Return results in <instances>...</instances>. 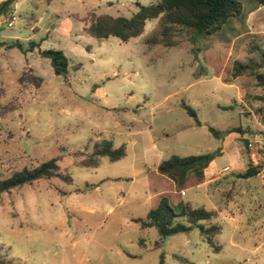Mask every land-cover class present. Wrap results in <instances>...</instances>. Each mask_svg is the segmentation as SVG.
<instances>
[{
    "label": "rangeland",
    "instance_id": "1",
    "mask_svg": "<svg viewBox=\"0 0 264 264\" xmlns=\"http://www.w3.org/2000/svg\"><path fill=\"white\" fill-rule=\"evenodd\" d=\"M156 1L53 0L47 6L25 0L0 15V174L59 158L58 176L0 194L3 259L13 264H264V132H255L258 138H250L254 141L246 149L239 134L218 139L208 131L264 128L260 104L252 102L264 91L254 87L253 75L231 76L234 62L264 61V7L237 0L240 15L201 40L198 54L184 36H174L171 48L147 46L159 19L147 21L141 35L127 42L95 40L84 31L89 12L130 18L136 3ZM13 14L16 21L8 28ZM14 40L24 49L34 41L41 50L61 51L68 59L67 75H54L36 50L10 49ZM249 43L257 47L250 51ZM263 73L264 66L256 71ZM182 104L195 111L199 127ZM107 142L113 149L123 147L120 160L91 156L95 146ZM217 150H222L212 164L217 175L205 187H197L203 178L190 174L181 193L156 170L173 156ZM248 162L261 173L238 179ZM162 197L176 213L184 204L216 211L212 222L221 228L215 237L219 252L195 227L165 239L154 228L141 229L134 220L144 219Z\"/></svg>",
    "mask_w": 264,
    "mask_h": 264
},
{
    "label": "trees",
    "instance_id": "2",
    "mask_svg": "<svg viewBox=\"0 0 264 264\" xmlns=\"http://www.w3.org/2000/svg\"><path fill=\"white\" fill-rule=\"evenodd\" d=\"M45 5H49L53 0H39ZM257 5L264 7V0H253ZM13 0H6L0 3V9L6 4H13ZM137 11L130 18L111 17L108 15H97L95 12H89L83 20L85 23L84 31L95 40H105L114 37L121 42H127L130 39L141 35L145 23L150 20L159 19L158 28L152 35L145 40L149 47L163 46L171 48L176 46L174 36H184L187 41L194 46V54H198L197 44L216 34L224 24L233 17L241 13V4L237 0H157L155 3L140 5L136 3ZM6 14V13H5ZM0 14V15H5ZM75 18V17H74ZM76 19V18H75ZM28 48L24 49L21 42L14 40L10 42V49H17L22 53H29L36 50L39 57L47 59L54 75L66 76L68 71V59L61 51L41 50L39 44L34 41L27 43ZM257 44L249 43L248 50L253 51ZM262 59L264 54H262ZM264 66V61L260 63L242 64L234 62L231 76L238 78L244 75H253L255 78L254 87L264 89V73L256 74V71ZM78 64L73 69H80ZM254 101L259 103L257 109L260 116V123L264 127V93L261 96H254ZM181 107L187 115L194 120L195 126L199 127L195 111L189 106L182 104ZM208 131L215 137L220 138L231 133L239 134L240 141L246 149L249 143L244 135H253L255 132L249 128L241 126L219 132L213 128ZM264 132V131H263ZM91 156L94 158L107 157L110 161L120 160L124 156V149L120 147L113 149L111 143H103L95 146ZM220 156V150L214 153L190 156L186 158L171 157L158 164L156 170L161 176L171 179L175 187L179 190L185 188L187 178L193 174L197 179H201L203 171ZM59 158H55L38 165L34 169H22L14 171L9 176L3 177L0 174V194L11 192L25 184H32L41 179H50L59 175L57 165ZM262 168L248 162L244 171L237 173L236 177L240 180L256 178L261 173ZM264 189V175H263ZM217 217L216 211H206L203 208H191L189 204H184L178 213L174 212L168 204L165 197L160 198L155 209H151L144 219H136L141 229H156L161 239L170 236L186 233L191 227L198 229L201 236L204 237L207 245L214 253L219 252L220 247L215 243V237L220 233L219 225L212 222ZM141 245H143L141 243ZM157 244L155 245V248ZM0 264H13L0 256ZM159 264H162V260Z\"/></svg>",
    "mask_w": 264,
    "mask_h": 264
},
{
    "label": "crops",
    "instance_id": "3",
    "mask_svg": "<svg viewBox=\"0 0 264 264\" xmlns=\"http://www.w3.org/2000/svg\"><path fill=\"white\" fill-rule=\"evenodd\" d=\"M4 1H6V0H0V3H2V2H4ZM23 2H25V0H18L17 2H14L13 4H14V9H16V7H18L21 3H23ZM9 8H10V5H9ZM8 11H9V9H8ZM262 93H263V91H264V89H261L260 90ZM244 107L245 108H247V106H245L244 105ZM254 117V116H253ZM260 125H261V123H260ZM245 128H247V127H245ZM250 130H252V131H259V132H262V131H264V128H262V129H257V128H252V129H250ZM246 136L248 137L247 138V140H249V142L250 143H252L254 140H251L252 138H258V136H252V135H244V138H246ZM227 137H224V139H226ZM251 138V139H250ZM257 140V139H256ZM251 151H252V148H251ZM221 152H222V150H220V154H221ZM212 164H213V162H211L210 164H209V166L203 171V173H202V177H201V179L203 178V183L202 184H199L197 187H205L208 183H210V181H212L215 177H216V175H217V171L212 167ZM225 168V167H224ZM223 168V169H224ZM222 169V170H223ZM221 170V171H222ZM193 175V174H192ZM259 176V175H258ZM167 178V177H166ZM167 179H169V178H167ZM170 180V182H171V184L175 187V184H174V182L171 180V179H169ZM196 187V188H197ZM184 192V190H181V193H183Z\"/></svg>",
    "mask_w": 264,
    "mask_h": 264
},
{
    "label": "built area",
    "instance_id": "4",
    "mask_svg": "<svg viewBox=\"0 0 264 264\" xmlns=\"http://www.w3.org/2000/svg\"><path fill=\"white\" fill-rule=\"evenodd\" d=\"M15 21H16L15 15L14 14L13 15H9V18L6 20V26L8 28L12 27ZM251 146H252V144L249 143V147H251ZM224 171H227V168H225Z\"/></svg>",
    "mask_w": 264,
    "mask_h": 264
},
{
    "label": "water",
    "instance_id": "5",
    "mask_svg": "<svg viewBox=\"0 0 264 264\" xmlns=\"http://www.w3.org/2000/svg\"><path fill=\"white\" fill-rule=\"evenodd\" d=\"M9 4H6L3 8L0 9V14H5L8 12Z\"/></svg>",
    "mask_w": 264,
    "mask_h": 264
}]
</instances>
